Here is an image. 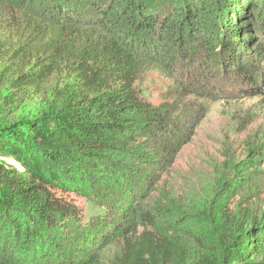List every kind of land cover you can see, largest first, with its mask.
<instances>
[{
	"label": "trees",
	"instance_id": "16d2710c",
	"mask_svg": "<svg viewBox=\"0 0 264 264\" xmlns=\"http://www.w3.org/2000/svg\"><path fill=\"white\" fill-rule=\"evenodd\" d=\"M0 31L14 85L49 92L0 119V264H264V209L219 206L250 194L263 148L209 203H148L194 135L195 99L264 102V0H0ZM151 69L173 80L156 105L135 85Z\"/></svg>",
	"mask_w": 264,
	"mask_h": 264
},
{
	"label": "rangeland",
	"instance_id": "374dc122",
	"mask_svg": "<svg viewBox=\"0 0 264 264\" xmlns=\"http://www.w3.org/2000/svg\"><path fill=\"white\" fill-rule=\"evenodd\" d=\"M5 37L0 31V42ZM1 52L0 119L14 121L22 116L36 114L47 104L49 92L39 84L16 87L14 79L17 64L9 61L6 54ZM172 81L159 69H151L141 75L135 85L141 97L156 105L170 98ZM259 99V96L253 95H236L234 98L218 100L195 99L194 102L200 105V108L195 109L199 113L201 110L202 117L197 122L194 135L180 149L172 166L162 174L157 187L150 193L148 203L156 202L166 195L188 209L209 203L211 199L213 201L216 180L222 170L247 158L249 150L264 149V102ZM253 154L257 155L258 152ZM256 165L257 172L251 175V184H247L243 191L250 194H244L243 199L235 195L228 202H220L219 206L231 210L241 200H247L246 206L254 214L264 209V163L260 161ZM78 203L85 216L96 211L95 206L86 204L83 198ZM203 235V230H198L196 236L187 234L192 257L200 254V249L208 243Z\"/></svg>",
	"mask_w": 264,
	"mask_h": 264
}]
</instances>
